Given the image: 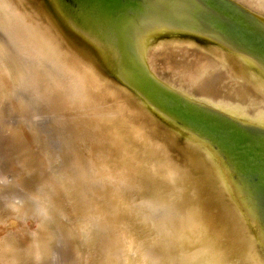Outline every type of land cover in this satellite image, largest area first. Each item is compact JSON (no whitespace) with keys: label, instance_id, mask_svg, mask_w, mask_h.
Instances as JSON below:
<instances>
[{"label":"bare ground","instance_id":"bare-ground-1","mask_svg":"<svg viewBox=\"0 0 264 264\" xmlns=\"http://www.w3.org/2000/svg\"><path fill=\"white\" fill-rule=\"evenodd\" d=\"M238 1L264 16V0ZM52 23L36 0H0V80L10 85V108L34 123L39 115L33 101L60 92L59 114L90 136L86 159L61 172V159L57 165L47 156L50 182L37 183L28 193L6 194L4 214L36 218L44 232L34 240L28 236L29 244L19 251L11 241L0 250L26 259L41 257L48 244L62 247L66 241L58 223L65 213L57 202L62 195L82 211L69 235L88 246L104 243L106 264H264V250L242 229L215 179L201 167L180 163L167 141L158 140L157 134L165 135L164 124L146 125L125 104L128 96L119 98L82 70ZM155 41L145 46L147 59L157 46L162 48L153 56H181L163 62L166 81L184 92L196 88L200 99L223 110L252 112L263 124L264 95L204 55L191 54L193 47L205 51V45L172 36ZM92 190L97 197H90ZM16 261L0 259V264Z\"/></svg>","mask_w":264,"mask_h":264},{"label":"water","instance_id":"water-1","mask_svg":"<svg viewBox=\"0 0 264 264\" xmlns=\"http://www.w3.org/2000/svg\"><path fill=\"white\" fill-rule=\"evenodd\" d=\"M36 2L82 70L92 72L119 98L128 96L125 104L146 125L164 124L165 135L157 134L158 140L167 141L180 163L201 167L215 179L242 229L253 234L264 250V121L256 122L252 112L242 115L215 107L200 99L196 88L191 92L177 89L174 81L165 80L166 73L152 55L162 47L151 50L150 59L145 51L146 45L169 36L205 45V51L193 47L191 54L204 55L262 96V13L238 0ZM179 57L165 52L161 59ZM59 94L51 91L32 105L38 109V122L46 121L55 129L56 138L48 147L57 149L64 172L77 169L74 162L84 164V143L90 136L72 118L59 114L63 105ZM97 248L102 253L99 264H105L107 247L101 243Z\"/></svg>","mask_w":264,"mask_h":264},{"label":"rangeland","instance_id":"rangeland-1","mask_svg":"<svg viewBox=\"0 0 264 264\" xmlns=\"http://www.w3.org/2000/svg\"><path fill=\"white\" fill-rule=\"evenodd\" d=\"M161 54H155L158 58L156 63L158 68L164 69L162 65L166 61L159 59L163 55ZM9 87L7 80H0V137L2 139V143H0V244L11 241L18 247L16 251H19L29 244L27 240L31 238L30 236H32L31 240H34L44 231L41 225L37 224L39 222L36 218L24 216L20 212L16 215H5L3 207L4 203L7 202L6 194L12 196V193L13 195L28 193L37 183L50 182L53 177H51V167L46 161L47 156H51L53 163L57 165L59 157L56 148L48 147V143L56 138L55 129L46 121L34 123L25 115H20L17 109L10 108ZM95 194L92 190L90 197L96 196ZM57 202L63 207L65 213V217L61 218L58 223V228L63 233L66 243L56 250L48 244L40 254L41 257L26 259L22 257V254L12 255L0 250V259L5 261L17 259L15 264H99L102 254L97 248L99 245H91L92 247L84 245L78 236L69 235V232L76 228L82 211L77 206L72 205L65 196L60 195ZM97 205L102 207L103 203L99 202ZM27 260L28 262H26ZM23 261L25 262L23 263Z\"/></svg>","mask_w":264,"mask_h":264}]
</instances>
